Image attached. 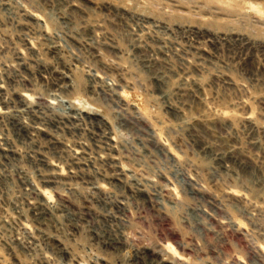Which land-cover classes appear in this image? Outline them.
<instances>
[{
    "label": "rangeland",
    "instance_id": "374dc122",
    "mask_svg": "<svg viewBox=\"0 0 264 264\" xmlns=\"http://www.w3.org/2000/svg\"><path fill=\"white\" fill-rule=\"evenodd\" d=\"M0 88V264H264V0H0Z\"/></svg>",
    "mask_w": 264,
    "mask_h": 264
},
{
    "label": "bare ground",
    "instance_id": "6f19581e",
    "mask_svg": "<svg viewBox=\"0 0 264 264\" xmlns=\"http://www.w3.org/2000/svg\"><path fill=\"white\" fill-rule=\"evenodd\" d=\"M0 89H1V88H0ZM20 103H21V102H20ZM20 105H21V104H20ZM24 106H25V105H24ZM26 109H27V108H26ZM75 115H77V113H75ZM79 115H80V114H79ZM87 118H88V119H91V120H93V121L96 120V121H95V122L97 123L96 125L99 124V121H97V119H95V118H91V117L89 118V116H87ZM20 126H21V125H20ZM21 128L24 129L23 126H21ZM24 131H25V129H24ZM25 132H26V131H25ZM26 133H27V132H26ZM106 141L109 142L108 139H106ZM53 178H54V177H53ZM53 178H52V179H53ZM52 179H50V180H52ZM54 179H55V178H54ZM54 179H53V180H54ZM53 180L50 181L49 183H50V184H56V182H54ZM112 180H113V182H115V183H119V178H118L117 175L114 176V177L112 178ZM48 181H49V180H48ZM37 207H38V209L40 208V211H43V208H42L41 205H40V206L38 205ZM43 212H45V211H43ZM43 212H41V213H43ZM41 216H44V214H41ZM117 243H118V242H117L116 239H111V240H110V245H116ZM114 247H115V246H114ZM159 264H162V263H159Z\"/></svg>",
    "mask_w": 264,
    "mask_h": 264
}]
</instances>
